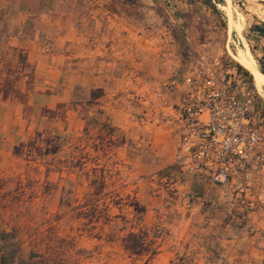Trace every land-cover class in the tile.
<instances>
[{"label":"crops","instance_id":"1","mask_svg":"<svg viewBox=\"0 0 264 264\" xmlns=\"http://www.w3.org/2000/svg\"><path fill=\"white\" fill-rule=\"evenodd\" d=\"M137 2L0 0V264L37 263L36 232L26 225L39 217L24 213L58 206L56 146L75 141L87 154L96 143L103 174L129 167L133 176L154 175L180 162L185 175L204 177L175 191L178 228L148 264H264V169L228 182L227 220L198 212L217 188L179 149L180 89L166 84L180 62L169 59L175 41L165 11ZM182 6L175 1L174 17L187 12ZM146 10L160 22L150 23ZM233 57L258 91L252 110L264 151V76L244 43ZM193 190L201 196L188 204L182 196ZM203 218L205 228L194 231Z\"/></svg>","mask_w":264,"mask_h":264},{"label":"rangeland","instance_id":"2","mask_svg":"<svg viewBox=\"0 0 264 264\" xmlns=\"http://www.w3.org/2000/svg\"><path fill=\"white\" fill-rule=\"evenodd\" d=\"M175 1L179 0H138L136 3L145 9L158 7L167 15L169 33L176 42H171L169 59L178 57L180 61L171 71L167 86H176L173 88L176 90L188 66L220 59L225 63V57L237 62L233 54L243 43L254 59L261 55L264 39L248 33L247 23L264 20L261 3L264 0H223L216 4L219 16L202 4L181 0L187 12L179 18L171 12ZM145 13L150 23L160 22L154 14L147 10ZM228 22L236 25L240 35L228 27ZM253 89L258 93L254 85ZM62 146L61 142L56 146L61 157L56 165L64 171L58 176L63 180L58 206L29 208L24 213L30 219L39 217V222L34 220L26 225L36 232L33 247L37 264H148L160 244L170 240L178 228L182 211L175 191L185 185L193 188L198 185V179L204 182L202 175L197 180L195 175H185L187 172L180 162L169 164L154 175L133 176L129 167L103 174L95 142H90L89 154L77 141L68 149ZM215 187L217 191L203 197L198 212L213 218L221 214L227 220L228 183ZM200 196V191L193 190L185 192L182 198L188 204H196ZM204 220L194 231L205 228Z\"/></svg>","mask_w":264,"mask_h":264},{"label":"built area","instance_id":"3","mask_svg":"<svg viewBox=\"0 0 264 264\" xmlns=\"http://www.w3.org/2000/svg\"><path fill=\"white\" fill-rule=\"evenodd\" d=\"M177 86L179 149L207 175L209 185L264 169L263 131L252 110L256 92L240 73L220 60L202 63L188 66Z\"/></svg>","mask_w":264,"mask_h":264},{"label":"trees","instance_id":"4","mask_svg":"<svg viewBox=\"0 0 264 264\" xmlns=\"http://www.w3.org/2000/svg\"><path fill=\"white\" fill-rule=\"evenodd\" d=\"M189 2H197L199 4H202L206 6L211 13L218 15L219 16V10L216 7L217 3H223V0H188ZM263 8H264V1H261ZM225 24V23H224ZM248 33H251L253 36L256 38H262L264 39V21H252L249 26L247 27ZM247 38V34H245ZM250 49H253L251 46ZM261 55L258 58H255L257 63H258V69L261 72V74L264 75V45L262 46L261 49ZM226 61L225 63L222 62V59H220V62L222 65L225 64H230L236 72L240 73L242 79L248 84L250 88H253V82H252V77L251 74L244 68L242 67L239 63L233 61L229 57H225ZM32 264H37V263H32Z\"/></svg>","mask_w":264,"mask_h":264}]
</instances>
